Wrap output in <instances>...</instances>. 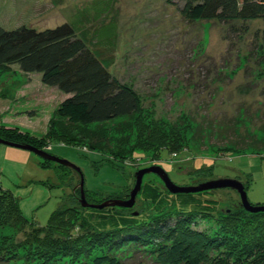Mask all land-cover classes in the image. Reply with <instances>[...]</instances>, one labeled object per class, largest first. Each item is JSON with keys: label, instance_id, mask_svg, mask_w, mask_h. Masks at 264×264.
Masks as SVG:
<instances>
[{"label": "rangeland", "instance_id": "374dc122", "mask_svg": "<svg viewBox=\"0 0 264 264\" xmlns=\"http://www.w3.org/2000/svg\"><path fill=\"white\" fill-rule=\"evenodd\" d=\"M95 2L96 0H0V26L14 29L25 25L42 30L65 22L73 23L74 16H78L85 7ZM109 2L111 9L104 15V21L93 20L94 26H89L95 29L98 25L111 23L110 15L117 20L116 47H104L101 50L105 53L104 56L114 60L111 72L121 81L134 85L140 93L142 114L134 118L119 119L108 125L73 126L66 119H60L57 114L60 103L69 95L54 86L44 84L41 73H25L19 65L0 70V92L15 81L21 83L13 99L0 97V127L17 129L23 135L29 133L43 137L50 133L51 138H61L65 143L59 142L61 139H55L40 150L66 159L78 167L47 159L35 150L0 143V170L3 173L0 176L1 183L13 191L25 218L35 223L33 225H46L51 214L64 207L61 204L63 197L71 193L75 195L79 206L81 204L83 207H79L82 213L78 219H83L84 214L91 212V221L95 222L98 219L95 220V217L99 216L98 210L105 207H91L93 204L89 202L86 188L97 193L95 198L102 197L98 202L100 204L114 200L125 203L132 199L137 172L159 167L168 174L177 191L171 190L160 174L147 173L142 186L149 180L152 183L150 186L157 187H154L155 192L150 191L144 196L141 194V187L131 206L111 205L113 208L107 209L109 213H106L127 212L138 216L142 212H154L155 216L152 217L163 215L161 220L171 218L172 223L185 220L183 225H187L191 231H201L212 238L221 236V242L243 256L245 251L264 240V232L261 230L264 228V211L248 213L250 211L244 208L238 188L202 187L214 180L233 179L242 185L251 206L264 205V151L231 149L227 150L228 153L220 149H224V146L233 148V142L241 145L243 140L252 136L264 137V61L259 56V40L255 35L257 29L261 28V22L233 21L232 27L217 20L190 22L182 15L181 0ZM113 26L115 24L106 25L111 30ZM243 26L249 28L246 33L236 29ZM188 117L202 126L204 141L197 146L191 140L197 125L195 129L193 124L188 125ZM237 119L242 122L235 123ZM175 124L177 127L173 131L171 129ZM236 124L237 128L230 127ZM143 125L148 128L143 130ZM148 129L152 130L150 137L154 132L164 130L171 141L174 137L176 139L178 133L175 132L178 131L186 140L180 141V148L173 152L162 150L156 153V146L145 150L136 144V148L132 146L139 136L149 138V134L145 132ZM99 134L113 138L114 146H117L118 140L122 142V137L129 136V146L118 147H134V154L123 161L120 158L113 159V163L122 166L124 171L109 162L100 167L96 165L95 161H99V165L104 159L112 158L110 156L89 152L79 147V144H67L70 140L80 144L93 142V139L101 140ZM16 144L39 149L32 143ZM245 144L246 142L243 143ZM61 165L77 172L67 185L61 183L56 171ZM81 179L84 180L83 187ZM129 183L132 186L123 193V187ZM247 184H250L248 190ZM119 192L121 195L108 196ZM83 198L89 206H85ZM206 207L213 212L204 211ZM92 208L97 209L95 214ZM243 209L247 212H243ZM90 215L87 214L86 219H90ZM249 215L250 220H245ZM152 225L153 222L144 239L162 240L163 236ZM183 225L180 230L182 235L186 231ZM14 234V227L2 222L0 244L3 238ZM129 235L134 237L135 234ZM106 237L109 242L123 241L119 236ZM81 240L83 242L85 237ZM60 243L62 242L49 240L42 243L39 250L38 247L36 250L30 249L27 245L21 251H11L18 257L16 262L12 260L0 264H41L40 252H48L47 258L52 256L53 264H71L72 259L55 251L60 248ZM97 245L100 246L99 243ZM140 246L142 245L134 243L122 258L126 259L127 254H131V262L144 259L147 264H157L153 256L144 253ZM50 251H54V255ZM101 254V248L98 247L92 257Z\"/></svg>", "mask_w": 264, "mask_h": 264}, {"label": "trees", "instance_id": "16d2710c", "mask_svg": "<svg viewBox=\"0 0 264 264\" xmlns=\"http://www.w3.org/2000/svg\"><path fill=\"white\" fill-rule=\"evenodd\" d=\"M181 1L183 2L182 15L190 22L217 20L230 24L232 27L233 21L241 20L245 23L246 21L259 20L261 28L257 29L255 35L256 39L259 40L257 44L259 56L264 61V0ZM110 6L109 0H96L93 5L85 7L78 16H74L75 21L73 23L65 22L56 27L42 30L25 25L14 29H6L0 26V70H7L13 65H19L21 71L25 73H41L44 84L54 86L69 95L60 103L57 114L60 119H66L73 126L108 125L119 119L134 118L142 114L140 93L134 85L121 81L111 72L110 67L114 60L112 57L104 56L105 53L101 50L104 47L106 49L116 47L117 20L110 15L109 17H112L111 21L113 23L98 25L95 29L89 26H94L93 20L104 21V18H106L104 15L110 12ZM110 24H115L112 30L106 27ZM236 29L242 33L249 30L248 26ZM107 41L112 42V44L105 43ZM20 86L19 81L13 82L8 88L1 90L0 97L13 99L16 89ZM187 119L191 121L188 125L193 124V129L197 125L191 139L193 144L197 146L198 143L204 141V135L201 133V123L191 117ZM239 121L241 120L237 119L235 123H239ZM147 125H143L142 129L148 128ZM175 127H177V124L173 125L171 130L174 131ZM230 127L237 128V124ZM0 131H3L0 132V138L6 141L15 144L32 143L33 146L39 149L48 145L49 141L61 139L51 138L50 133L43 137L29 133L23 135L17 129L5 128L4 126L0 127ZM145 132L149 134V138L139 136L132 146L135 148L140 146L144 150L156 146V153H160L162 150L173 152L180 148V141L186 140V138L181 137L182 135L178 131L175 132L178 133L176 139L174 137L171 141L164 132H154L152 137H150L152 134L151 129L145 130ZM103 136V134H99L101 140L93 139V142L80 144L75 140H70L67 144H74L75 146L79 144V147L85 148L89 152L112 157L104 159L99 165V161H95L98 167L106 162L114 164V158L115 160L120 158V161H123L134 154V147L128 149L118 147L121 145L129 146V136L122 137V142L118 140L117 146H114L113 138ZM61 141L63 140H59V142ZM245 142L246 144L243 145ZM233 143V148L224 146V149L222 147L220 149L223 151H230L231 149V151L246 149H254L258 152L264 151V137L252 136L248 140H243L241 145L238 142ZM194 151L201 152L197 149H194ZM114 166L117 167L118 165L114 164ZM118 168L123 170L122 166H118ZM56 171L60 175L61 183L64 185H67L71 179L73 180V174L77 173L74 172V169H68L62 165L60 169L56 168ZM1 173L0 170V176ZM81 178L83 179V177ZM150 184L152 183L149 180L143 183L142 195L146 196L150 191L155 192L157 187L150 186ZM249 185H246L247 190ZM131 186L129 183L123 187V193ZM86 192L89 194L88 199L91 204H100L98 202L102 197L95 198L97 193L89 191L87 188ZM72 194L63 197L61 204L64 207L56 209L46 225L36 226L33 225L35 223L25 218L18 198L15 197L13 191L4 187L0 181V225L3 222V224L11 225L15 229V234L3 238L0 244V262H10L12 260L16 262L15 260H18V257L13 253L14 251L18 252L21 249H26L27 245L31 247L30 249L35 248L36 250L38 247L39 250L42 243L44 244L50 240L56 243L62 242L60 248H56L58 250L55 251L61 252L63 257H68L67 259H72L71 264H147V260L144 259L135 262L129 261L131 254H127L126 259L122 258V255L129 252L134 243L142 245L140 249H143L144 253L151 254L157 264H264V240L257 244L258 246L245 251L242 256L236 254L235 249L229 248L221 242V236H213L214 238H212L201 231H191L187 228V225H183L185 220L172 223L171 218L161 220L163 215L152 217L155 216L154 212L151 213L153 215L149 212L147 214L142 212L143 214L138 216L127 212H114L108 215L109 210L107 209L113 208L110 205L107 206L108 208L98 210L97 215L99 216L95 217V220L98 218L95 222L91 221L93 219L90 218L93 215L91 212H89L91 214L90 219H86V215L89 214L87 213L80 220L78 218L82 211L79 207H83L81 204L79 206L75 195ZM118 195H121V192L114 195L109 194L108 196ZM156 196V193H154V197ZM91 210L95 211L94 214L97 211L93 208ZM204 211L213 212L207 207ZM242 211L247 212L245 209ZM248 213H251V211ZM253 217H256V215ZM250 218L249 215L245 220H250ZM152 222L155 231L160 232L163 236L162 240L144 239L146 237L145 233L151 229ZM100 225L106 227L100 228ZM182 225L186 229L183 235L180 232ZM261 230L264 232V228ZM129 233L135 234L136 237L135 235L129 237ZM20 234L23 236L20 237ZM112 235L123 238V241H107L106 236ZM142 235L145 236L142 237ZM84 237L85 240L82 242L81 239H84ZM98 243L100 246L97 245ZM62 245L64 246L62 247ZM98 247L101 248L102 254L93 258V252ZM50 252L52 255L55 253L54 251ZM47 254L48 252H40L41 264H53V257L48 256L47 258Z\"/></svg>", "mask_w": 264, "mask_h": 264}, {"label": "water", "instance_id": "95a60500", "mask_svg": "<svg viewBox=\"0 0 264 264\" xmlns=\"http://www.w3.org/2000/svg\"><path fill=\"white\" fill-rule=\"evenodd\" d=\"M0 143H4V144H9V145H13V146H16V147H20V148H27V149H30V150H35L38 154H40L41 156L47 158V159H52V160H55L57 162H60V163H63L65 165H68V166H73V167H77L76 165H74L73 163H71L70 161L66 160V159H61L59 157H56V156H53V155H50L40 149H36L30 145H20V144H15V143H11L9 141H6L2 138H0ZM78 168V167H77ZM151 172H156L158 174H160L161 178L166 182V184L169 186V188H171V190L173 191H177V189H174V185L172 183V181L170 180L168 174L162 170L161 168L159 167H152V168H146V169H141L137 172V175H136V178H137V181H136V186L135 188L132 190V193H131V196H132V199L128 202H125L123 203L122 201H117V200H114V201H107L105 202V204H99V205H90L91 207H96V208H100V209H103L104 207H107V206H110V205H120V206H131L134 202V199L137 195V193L141 190V187H142V182H143V178H144V175L147 174V173H151ZM84 186V180H82V187ZM224 186H230V187H233V188H238V190L240 191L241 193V196H242V199H243V206L244 208H246L247 210L249 211H264V205H259V206H251L250 205V202L248 201V198H247V193L246 191L244 190V188L242 187V185L237 182L236 180H233V179H229V180H226V179H221V180H214L212 183L206 185V186H203L202 189H208V188H219V187H224ZM84 192V191H82ZM82 195L84 196V193H82ZM133 200V201H132ZM83 202H85V206H89V204H86V201H85V198H83Z\"/></svg>", "mask_w": 264, "mask_h": 264}]
</instances>
